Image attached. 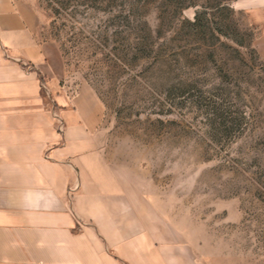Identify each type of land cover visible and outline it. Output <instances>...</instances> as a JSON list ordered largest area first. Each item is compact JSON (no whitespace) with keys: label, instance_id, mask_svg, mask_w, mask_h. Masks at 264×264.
Segmentation results:
<instances>
[{"label":"rangeland","instance_id":"rangeland-1","mask_svg":"<svg viewBox=\"0 0 264 264\" xmlns=\"http://www.w3.org/2000/svg\"><path fill=\"white\" fill-rule=\"evenodd\" d=\"M28 1L46 102L203 264H264V0Z\"/></svg>","mask_w":264,"mask_h":264},{"label":"crops","instance_id":"crops-1","mask_svg":"<svg viewBox=\"0 0 264 264\" xmlns=\"http://www.w3.org/2000/svg\"><path fill=\"white\" fill-rule=\"evenodd\" d=\"M38 29L30 1L0 0V264H203L111 170L83 116L46 102L24 67L46 62Z\"/></svg>","mask_w":264,"mask_h":264},{"label":"trees","instance_id":"trees-1","mask_svg":"<svg viewBox=\"0 0 264 264\" xmlns=\"http://www.w3.org/2000/svg\"><path fill=\"white\" fill-rule=\"evenodd\" d=\"M209 1H210V0H209ZM228 2H229V0H219V1H217V3H216V8H217L218 10H224V9H225V5H227ZM196 6H197L196 3L190 5V7H193V8H195ZM199 17H200V15L198 14V16H197V21H199ZM197 21H196V23H197Z\"/></svg>","mask_w":264,"mask_h":264},{"label":"built area","instance_id":"built-area-1","mask_svg":"<svg viewBox=\"0 0 264 264\" xmlns=\"http://www.w3.org/2000/svg\"><path fill=\"white\" fill-rule=\"evenodd\" d=\"M60 128H62V125H61V127Z\"/></svg>","mask_w":264,"mask_h":264}]
</instances>
